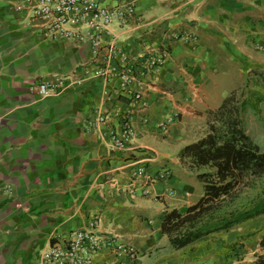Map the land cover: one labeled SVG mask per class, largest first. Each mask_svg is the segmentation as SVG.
Returning a JSON list of instances; mask_svg holds the SVG:
<instances>
[{
    "label": "crops",
    "instance_id": "1",
    "mask_svg": "<svg viewBox=\"0 0 264 264\" xmlns=\"http://www.w3.org/2000/svg\"><path fill=\"white\" fill-rule=\"evenodd\" d=\"M97 1L132 4L134 17L110 23L94 54L87 40L45 35L14 10L20 0H0V264H41L51 242L92 222L101 236L135 250L132 264H234L223 246L233 231L174 248L161 223L203 192L179 150L208 131L249 69H264V0ZM109 42L135 65L127 86L116 74L119 56L106 55ZM160 52L163 63L143 73L144 59ZM102 61L112 74L94 73ZM54 77L80 83L39 94L36 83ZM138 85L144 105L131 103ZM113 111L127 113L133 129L121 150L106 138L118 126ZM98 113L108 122L87 126ZM165 170L166 179L149 182ZM196 184L201 193L191 201ZM93 258L113 263L105 247Z\"/></svg>",
    "mask_w": 264,
    "mask_h": 264
},
{
    "label": "trees",
    "instance_id": "2",
    "mask_svg": "<svg viewBox=\"0 0 264 264\" xmlns=\"http://www.w3.org/2000/svg\"><path fill=\"white\" fill-rule=\"evenodd\" d=\"M263 111L264 69L251 68L212 113L208 131L179 150L178 156L184 158L187 167L208 166L212 170L196 173L203 192L195 203L164 215L161 230L168 235L172 247L197 243L210 233L227 232L264 214V190L247 207L222 211L219 203L247 178L264 179V151H259L252 141L255 128L249 126L255 122L264 127ZM261 229L258 245L264 249V225ZM255 264H264V254L256 255Z\"/></svg>",
    "mask_w": 264,
    "mask_h": 264
},
{
    "label": "built area",
    "instance_id": "3",
    "mask_svg": "<svg viewBox=\"0 0 264 264\" xmlns=\"http://www.w3.org/2000/svg\"><path fill=\"white\" fill-rule=\"evenodd\" d=\"M14 10H24L30 17L39 22L45 35L52 39H65L80 42L87 40L96 50L102 45L101 33L113 21H123L134 17L132 4L116 7H105L97 0H20L14 5ZM107 57L119 56L122 69L116 74L120 79L121 86H127L135 81V65L133 61L120 52L114 42L105 44ZM166 53L160 52L157 55L148 56L143 61L142 72L153 71L159 67ZM97 75L107 76L113 73L110 65L102 61L95 72ZM79 84L80 81H68L66 78L54 77L50 80L40 79L37 83L39 94H48L59 91L66 83ZM131 103L144 105L141 96V86L129 91ZM112 117L118 119L117 127L111 128L106 133L107 141L112 149L121 150L130 141L133 129L127 113L120 114L112 112ZM107 115L98 113L94 117L86 119L87 126L108 122ZM172 117L167 116L160 123L161 131L165 130V124L171 122ZM142 172L137 167L135 175ZM168 176V171H160L149 182L163 181ZM146 192V190H145ZM171 193V191L169 192ZM96 223L92 222L86 227L72 230L61 242H51L41 253V264H92L93 257L101 247L112 252V264H132L136 260L134 249L125 244H117L115 235H103L95 232ZM105 264V263H102Z\"/></svg>",
    "mask_w": 264,
    "mask_h": 264
},
{
    "label": "rangeland",
    "instance_id": "4",
    "mask_svg": "<svg viewBox=\"0 0 264 264\" xmlns=\"http://www.w3.org/2000/svg\"><path fill=\"white\" fill-rule=\"evenodd\" d=\"M263 123H264V111H263ZM218 125H216L217 127ZM249 126L255 128V135H251V139L254 143H256L259 151H264V127L259 126L258 123L252 122L249 123ZM188 169L190 167H187ZM191 171V175L204 171H211L212 169L208 166H201L196 169H189ZM247 182L245 184L239 185L235 191L231 192L229 195L220 198L219 201L221 210L227 211L229 209H237L242 207H247L259 196L261 192L264 190V179L261 181L255 178H247ZM250 182V183H249ZM196 190H194L193 194L189 196V200L194 201L197 198V193H201V185L196 184ZM216 212V211H215ZM206 214V213H205ZM264 225V214L257 216L255 218L246 220L234 228L227 231V233L233 231L234 237L226 238L225 234V256H233L234 264H248L254 263L257 254H264V249H261L258 245V240L260 235L263 232L261 229ZM224 233L223 231H219ZM217 233V232H214ZM210 233L205 240L211 241L213 238V234ZM251 233L250 235H247ZM228 258V257H227ZM226 258V259H227ZM225 259V260H226Z\"/></svg>",
    "mask_w": 264,
    "mask_h": 264
}]
</instances>
